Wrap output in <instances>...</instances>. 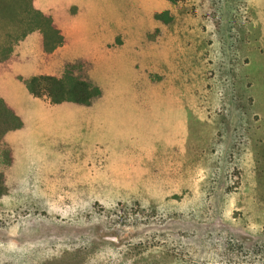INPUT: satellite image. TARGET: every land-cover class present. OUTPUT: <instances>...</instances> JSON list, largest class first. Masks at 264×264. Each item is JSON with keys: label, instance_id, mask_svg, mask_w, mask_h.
<instances>
[{"label": "rangeland", "instance_id": "rangeland-1", "mask_svg": "<svg viewBox=\"0 0 264 264\" xmlns=\"http://www.w3.org/2000/svg\"><path fill=\"white\" fill-rule=\"evenodd\" d=\"M36 5L63 39L0 76V264H264V0ZM68 64L89 104L27 91Z\"/></svg>", "mask_w": 264, "mask_h": 264}, {"label": "trees", "instance_id": "trees-1", "mask_svg": "<svg viewBox=\"0 0 264 264\" xmlns=\"http://www.w3.org/2000/svg\"><path fill=\"white\" fill-rule=\"evenodd\" d=\"M33 31L40 32L43 46L49 52L63 39L51 14L40 10L36 0H0V76L9 71L16 60V44ZM73 68L68 64L56 74L33 75L24 81L25 87L33 97H43L55 104L65 101L89 104L99 96V90L82 73H75ZM21 125L19 115L0 96V153L10 152L3 141L4 135ZM4 162L0 161V164Z\"/></svg>", "mask_w": 264, "mask_h": 264}, {"label": "water", "instance_id": "water-1", "mask_svg": "<svg viewBox=\"0 0 264 264\" xmlns=\"http://www.w3.org/2000/svg\"><path fill=\"white\" fill-rule=\"evenodd\" d=\"M108 239L116 241V237H114V236L108 237Z\"/></svg>", "mask_w": 264, "mask_h": 264}]
</instances>
